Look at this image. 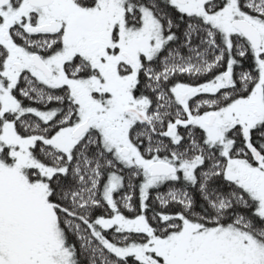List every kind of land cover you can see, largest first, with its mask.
<instances>
[{"label":"snow or ice","instance_id":"snow-or-ice-1","mask_svg":"<svg viewBox=\"0 0 264 264\" xmlns=\"http://www.w3.org/2000/svg\"><path fill=\"white\" fill-rule=\"evenodd\" d=\"M0 264H264V0H0Z\"/></svg>","mask_w":264,"mask_h":264},{"label":"trees","instance_id":"trees-1","mask_svg":"<svg viewBox=\"0 0 264 264\" xmlns=\"http://www.w3.org/2000/svg\"><path fill=\"white\" fill-rule=\"evenodd\" d=\"M170 210H175V209H170Z\"/></svg>","mask_w":264,"mask_h":264}]
</instances>
